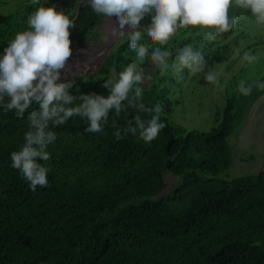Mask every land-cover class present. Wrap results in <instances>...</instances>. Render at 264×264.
I'll return each instance as SVG.
<instances>
[{"label":"trees","instance_id":"trees-1","mask_svg":"<svg viewBox=\"0 0 264 264\" xmlns=\"http://www.w3.org/2000/svg\"><path fill=\"white\" fill-rule=\"evenodd\" d=\"M77 1L41 4L55 5L72 18ZM36 7L25 0L14 13L0 16V54L27 28V17ZM12 14L15 23L5 24ZM250 14L241 13L237 28L215 41L190 28L168 46L174 52L192 44L205 54L209 68L244 51L260 57L253 65L242 62L232 73L225 103L215 112L218 122L208 130L185 127L171 117L174 86L188 77L205 83L203 75H189L185 69L180 81L171 74L162 77L149 59L143 65L151 75L142 85L143 99L147 107L164 106L161 120L167 126L158 138L150 144L131 134L115 139L116 128L137 115L132 109L118 118L110 112L103 133L85 132L87 122L73 117L54 129L58 138L48 149L49 185L33 192L10 158L24 143L27 120L0 106V264H264V155L257 171L227 172L233 162L229 135L242 122L239 114L262 92L254 88L243 96L237 85L240 80H264V55L259 54L264 25H257ZM104 19L80 3L70 41L83 43L96 36ZM150 20L146 16L142 24L146 27ZM254 29L259 32L251 36ZM134 55L126 38L116 40L97 64L62 80H74L69 89L73 95L106 96L104 81ZM167 172L175 181L162 192Z\"/></svg>","mask_w":264,"mask_h":264},{"label":"clouds","instance_id":"clouds-1","mask_svg":"<svg viewBox=\"0 0 264 264\" xmlns=\"http://www.w3.org/2000/svg\"><path fill=\"white\" fill-rule=\"evenodd\" d=\"M78 2L104 17L102 23L115 17L110 36L116 40L126 38L135 55L117 75L104 81L103 87L108 89V95L71 94L69 89L74 80H62L61 72L66 69V62L72 55L70 29L76 27L75 18H70L55 5L45 7L41 0H30V5L37 7L27 17V28L15 34L0 56V106L5 113L12 111L17 118L27 120L24 143L10 153V158L11 167L20 173L33 192L49 185L52 154L48 149L58 138L54 129L73 117L87 122L85 132L103 133L110 112L118 118L132 109L137 115L128 120L125 127L116 128L113 133L115 139L119 141L131 134L137 140L150 144L158 138L167 125L161 120L164 106L157 103L147 107L143 99L142 85L151 79L143 68L147 60H151L162 77L171 74L180 81L187 69L189 75L202 74L208 84L222 88L223 72L210 69L202 51L190 43L175 48L174 52L169 49L178 33L197 29L205 40L215 41L236 29L241 22V13L249 10L256 24L264 25V0ZM146 16L151 20L145 27L142 21ZM142 40L146 42L141 43ZM150 47L153 48L151 52ZM259 59L251 51H244L241 56L244 66L253 65ZM254 88L264 91V80H240L237 85L243 96H249ZM140 113H147L150 118H142ZM38 158L43 163L38 162Z\"/></svg>","mask_w":264,"mask_h":264},{"label":"rangeland","instance_id":"rangeland-1","mask_svg":"<svg viewBox=\"0 0 264 264\" xmlns=\"http://www.w3.org/2000/svg\"><path fill=\"white\" fill-rule=\"evenodd\" d=\"M24 2L25 0H0V16L14 13L16 9L23 6ZM75 9L76 12L72 18H76L80 6L76 5ZM15 20L16 17L12 14L11 21L9 23L7 21L5 24H13ZM115 22V17L111 21H104L101 23L97 35L91 36L83 43L71 41L72 55L66 62V69L61 72V79L63 76L80 73L85 68L97 64L101 55L107 52L116 41L110 36L111 24ZM260 29L264 33V26H260ZM257 32L259 30L254 29V33L250 35L254 36ZM248 39L246 37L245 41ZM253 42L251 40V43ZM259 54L260 56L264 55V48L259 50ZM241 56L242 54L239 53L232 55L210 68L223 72L221 76L222 88H215L207 82L199 83L190 77L180 86H174V92H170L171 97L175 100L171 113L173 121L185 127L200 130H208L215 126L218 122L215 112L221 110L225 103L228 80L232 73L239 69L242 63ZM239 117L242 122L235 127L228 138L233 162L227 172L231 173L232 176L257 171L261 168L264 155V91L249 101L247 109L244 108ZM251 156L252 158H250ZM174 181L175 176L167 172L165 184L161 191H168Z\"/></svg>","mask_w":264,"mask_h":264},{"label":"water","instance_id":"water-1","mask_svg":"<svg viewBox=\"0 0 264 264\" xmlns=\"http://www.w3.org/2000/svg\"><path fill=\"white\" fill-rule=\"evenodd\" d=\"M77 6H80L79 2L77 3ZM2 54H4V53H1L0 55H2ZM170 162H171V159H168L167 162H166L165 167H167L170 164Z\"/></svg>","mask_w":264,"mask_h":264}]
</instances>
